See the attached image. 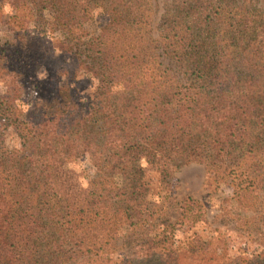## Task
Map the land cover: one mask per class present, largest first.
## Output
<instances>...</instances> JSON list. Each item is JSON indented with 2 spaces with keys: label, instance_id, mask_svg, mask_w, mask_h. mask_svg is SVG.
Here are the masks:
<instances>
[{
  "label": "trees",
  "instance_id": "trees-1",
  "mask_svg": "<svg viewBox=\"0 0 264 264\" xmlns=\"http://www.w3.org/2000/svg\"><path fill=\"white\" fill-rule=\"evenodd\" d=\"M194 162L264 243V0H0V264H264L156 208Z\"/></svg>",
  "mask_w": 264,
  "mask_h": 264
},
{
  "label": "rangeland",
  "instance_id": "rangeland-1",
  "mask_svg": "<svg viewBox=\"0 0 264 264\" xmlns=\"http://www.w3.org/2000/svg\"><path fill=\"white\" fill-rule=\"evenodd\" d=\"M171 1L172 0H155L157 22H159V19L165 11V4ZM98 21L100 22L99 19ZM114 42L121 51L128 50L134 43V41L129 38H114ZM66 58H68V65L74 66V60L69 57ZM84 87L88 90L89 84L85 82L83 88ZM14 132L13 128L9 131V144H14L15 142ZM209 183L212 184V187ZM168 188V193L162 191L161 195H158V200L163 201V203L159 202L156 208L165 211L167 215L166 218L171 222H176L180 215V201L183 196L189 194L203 203L208 215L207 224L210 225V227L213 229L220 227L225 236H231L236 240L231 246L233 252L246 249L249 253H253L261 250L264 243L260 237V231L257 230V225H255V221L259 222L260 217L258 216L251 222L253 225L240 221V218L244 216L253 219V212H240L237 210V212H239L237 213L236 206L233 204L235 201L233 186L229 185L227 182L221 181L217 183L213 179H210L205 164L194 162L175 170L169 180ZM259 214L261 215V213ZM263 226L264 224L261 225L262 229L264 228ZM203 227L204 226L199 228V231L203 229ZM227 228H229V230H227Z\"/></svg>",
  "mask_w": 264,
  "mask_h": 264
}]
</instances>
